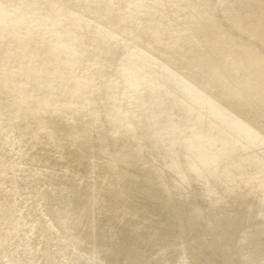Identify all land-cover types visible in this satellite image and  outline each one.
Returning <instances> with one entry per match:
<instances>
[{"label":"bare ground","instance_id":"obj_1","mask_svg":"<svg viewBox=\"0 0 264 264\" xmlns=\"http://www.w3.org/2000/svg\"><path fill=\"white\" fill-rule=\"evenodd\" d=\"M0 264H264V0H0Z\"/></svg>","mask_w":264,"mask_h":264}]
</instances>
